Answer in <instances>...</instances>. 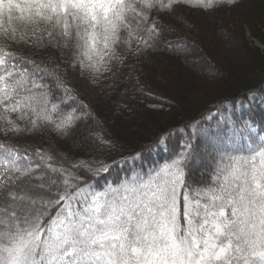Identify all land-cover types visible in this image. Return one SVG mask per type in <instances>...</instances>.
<instances>
[{
    "label": "snow or ice",
    "instance_id": "6c2138e0",
    "mask_svg": "<svg viewBox=\"0 0 264 264\" xmlns=\"http://www.w3.org/2000/svg\"><path fill=\"white\" fill-rule=\"evenodd\" d=\"M217 3L0 0V133L69 136L91 111L70 94L62 65L94 84L115 77L129 56L160 43L161 14ZM21 46L34 52L13 50ZM49 49L58 56L35 58ZM230 118L185 124L178 131L191 128L192 137L150 164L143 151L69 160L51 145L0 142V264H264V135ZM171 134L152 143L168 144ZM194 139L211 159L199 177ZM113 169L123 176L100 184Z\"/></svg>",
    "mask_w": 264,
    "mask_h": 264
},
{
    "label": "trees",
    "instance_id": "16d2710c",
    "mask_svg": "<svg viewBox=\"0 0 264 264\" xmlns=\"http://www.w3.org/2000/svg\"><path fill=\"white\" fill-rule=\"evenodd\" d=\"M239 8L247 10L242 23L248 27L250 35L264 45V0H218L217 5L210 10L178 5L174 12L158 17L163 28L162 39L156 48L139 56H129L115 77L111 73L106 74L97 83L99 91L93 98L82 97L79 92L71 91L70 94L77 97V102L88 106L91 117L78 122L69 136H57L49 130L19 136L0 133V142L11 141L32 148H48L51 145L69 160H87L96 156L118 157L120 154L143 151L144 162L150 164L165 159L181 140L192 137L194 130L191 128L184 134L178 131L185 124L199 121L201 128L209 124L216 127L218 122L230 115L228 123L244 119L251 123L256 132L264 135V49L251 47L238 32L236 34L216 24L219 18L227 23L228 16L223 10L233 13ZM169 26L187 29L191 39L185 41V45L184 42L169 40L165 36L167 30L172 33ZM178 42L180 46L177 47L175 43ZM230 43L235 47L230 48ZM179 47L200 52L203 58L199 60L204 66L208 62V67H217L219 74L226 77L225 81L218 82L220 85L216 86L203 77L206 75L198 73L193 77V72L198 70L190 68L184 56L172 54ZM13 50L24 56L34 52L28 46ZM49 54L58 56V53L49 49L46 53L36 54L35 58ZM164 57L169 58L167 77L164 75L165 66L161 63ZM158 64H161L160 67ZM61 73L68 88L73 76L79 74L86 75V79L89 77L70 64L62 65ZM141 85L147 86L156 95L144 93L140 89ZM62 94L57 91V95ZM77 102H73L72 106H76ZM213 113L219 114L208 121L207 118ZM163 130H172L169 143L157 147L152 143L153 138ZM74 134H77L76 137ZM94 135L115 142V146L109 148L94 144L91 138ZM193 144L197 151L191 168L193 176L199 177L209 168L211 159L203 147V139H194ZM123 174L113 169L111 174L106 173L103 179H97L103 184L104 179L117 180Z\"/></svg>",
    "mask_w": 264,
    "mask_h": 264
},
{
    "label": "rangeland",
    "instance_id": "374dc122",
    "mask_svg": "<svg viewBox=\"0 0 264 264\" xmlns=\"http://www.w3.org/2000/svg\"><path fill=\"white\" fill-rule=\"evenodd\" d=\"M241 9H243V8H239V10H235L233 13H230L229 12L230 10H226V9L223 10V12L226 13L228 17L231 16V18L228 19V17H227V23H225L224 21H222L219 18V20L216 24L220 25L225 30L234 32L236 34L238 32V34L242 35V38L245 39L244 41L247 42L251 47H256L260 50H263L264 45L260 41H258L256 38L252 37L250 35L248 27L242 23L245 20V17H246L245 11H247V10H246V8H245V10H241ZM243 16H244V18H243ZM169 28H170V31L172 33H169L168 30L165 33V36L169 37L168 38L169 40L172 39V40H176L179 42H184L183 45H185V41H187L188 39L189 40L191 39L190 34L187 31V29L185 30L182 28H174L173 26H169ZM208 38H210V37H208ZM179 42L175 43L177 47H178V45L180 46ZM229 45H232V46H230V48L235 47V45H233L232 43H230ZM172 52L171 53L174 54V56H177V57L184 56L185 61L187 60L186 62L189 64V67L198 70L196 73L193 72V74H195L193 77H195L196 75H199L198 73L206 75V76H203V75L202 76L205 77L206 80H211V83H213L216 86L220 85V84H218V82H222L223 80L225 81L226 77L219 74L220 71L217 67H211L210 65H209L210 67H208L207 64H209V63L206 61L205 62L207 64H206V66H204L202 61L199 60L200 57L203 58L202 54L200 52L185 49L182 47H179V50L177 52L176 51H172ZM167 57H164L162 60L163 62H161L165 66L164 70H166V71H164V75H166V77L168 76L167 70L169 69V64L167 63L169 61V58H167ZM230 58L231 57H227L226 59H230ZM160 65L158 64V67H160ZM85 76H80L79 74L76 75L75 77L73 76L72 79L70 80L69 86H70V88H72V91L79 92V94L82 97L93 98L96 95L97 91H99L98 86H97V84L92 83L91 79L88 76H87L88 79H86ZM211 78L214 80H212ZM192 87H193V83H192ZM140 89H142L143 92L147 93L149 96L156 95V93L151 91L145 85H141ZM208 92L210 93V91H208ZM76 135L77 134H74V137H76ZM74 142L75 141H73L72 143H74ZM73 146H75V144ZM204 167L206 168V166H204Z\"/></svg>",
    "mask_w": 264,
    "mask_h": 264
}]
</instances>
